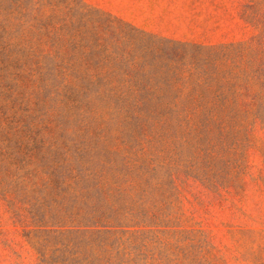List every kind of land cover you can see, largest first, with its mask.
I'll return each instance as SVG.
<instances>
[{
  "label": "rangeland",
  "instance_id": "1",
  "mask_svg": "<svg viewBox=\"0 0 264 264\" xmlns=\"http://www.w3.org/2000/svg\"><path fill=\"white\" fill-rule=\"evenodd\" d=\"M33 2L39 20L28 30L30 51H92V71L110 78L128 102L217 109L138 118L104 99L82 112L36 79L22 81L9 131L24 143L34 131L43 148L18 171L3 161L9 171L2 164L0 264H44L43 254L55 256L56 241H41L44 229H59L49 225L57 219L36 222L31 210L54 196L44 188L45 162L62 133H86L102 151L97 162L134 169L106 171L102 181L105 202L119 209L108 223L130 258L264 264V0ZM17 4L0 0V21L17 22Z\"/></svg>",
  "mask_w": 264,
  "mask_h": 264
},
{
  "label": "trees",
  "instance_id": "2",
  "mask_svg": "<svg viewBox=\"0 0 264 264\" xmlns=\"http://www.w3.org/2000/svg\"><path fill=\"white\" fill-rule=\"evenodd\" d=\"M17 1L21 10L19 20L0 21V170L5 158L9 164L17 166L16 171L20 170L27 158L34 157L43 148V140L36 132L30 131L27 135L30 140L24 143L9 131L10 126L18 121L11 109L18 102V87L25 80L36 79L51 94L60 95L61 99L71 102L74 110L82 112L92 110L93 104L104 99H112L127 116L136 114L138 118L140 115L155 117L199 109L203 115L209 116L217 109V105L208 106L205 103L128 102L110 78L92 71L89 62L92 51L61 55L58 52L52 55L30 51L34 45L28 37V30L37 25L38 19L32 6L34 0ZM50 57L54 59L51 67L46 63ZM93 143H96L95 138L86 133L73 137L62 133L61 141L57 140L47 151L45 166L49 178L45 180L44 188L48 190L51 187L54 196L43 197L32 205L31 210L36 222H44L50 216L57 221L49 225L59 227L42 231L46 237L41 242L56 241L57 246L55 256L50 261L43 254L44 264H142L130 258L115 235L117 228L108 223L112 214L118 213L119 209L105 202L107 194L102 184L106 171L114 170L128 175L134 169L106 160L104 163L97 162L102 151L96 150ZM9 164L4 165L6 171H9ZM143 167L140 164L138 169ZM51 231L57 233L52 234Z\"/></svg>",
  "mask_w": 264,
  "mask_h": 264
}]
</instances>
